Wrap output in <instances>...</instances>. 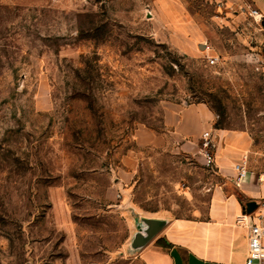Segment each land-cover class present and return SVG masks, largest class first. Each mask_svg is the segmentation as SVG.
Here are the masks:
<instances>
[{
    "label": "rangeland",
    "instance_id": "rangeland-1",
    "mask_svg": "<svg viewBox=\"0 0 264 264\" xmlns=\"http://www.w3.org/2000/svg\"><path fill=\"white\" fill-rule=\"evenodd\" d=\"M251 9L0 0V264H140L126 253L136 217L201 216L217 183L202 143L144 145L171 105L205 104L264 160V20Z\"/></svg>",
    "mask_w": 264,
    "mask_h": 264
},
{
    "label": "crops",
    "instance_id": "crops-1",
    "mask_svg": "<svg viewBox=\"0 0 264 264\" xmlns=\"http://www.w3.org/2000/svg\"><path fill=\"white\" fill-rule=\"evenodd\" d=\"M264 16V0H253ZM213 113L203 103L171 105L163 115V136L144 132V145L156 146L165 139L179 151H194L208 135L212 144L217 183L209 190L208 204L201 216L168 220L150 244L134 254L140 264H245L248 226L255 222L264 184V160L251 152L247 133L213 127ZM246 160L247 174L237 180L233 166ZM116 183L120 197L133 176L128 166ZM155 218V217H154ZM157 218V217H156ZM163 219V218H162ZM158 241V243H156Z\"/></svg>",
    "mask_w": 264,
    "mask_h": 264
},
{
    "label": "built area",
    "instance_id": "built-area-1",
    "mask_svg": "<svg viewBox=\"0 0 264 264\" xmlns=\"http://www.w3.org/2000/svg\"><path fill=\"white\" fill-rule=\"evenodd\" d=\"M250 16L255 21L264 20V16L257 9L250 10ZM204 50L209 53V47L204 46ZM218 62V57L214 55L206 56V64L209 66L215 65ZM202 157L204 164L207 167L214 168V158L211 150L212 144L207 134L203 136L202 141ZM233 171L236 173L237 180L243 179L247 174L246 160L233 166ZM258 182L264 184V173L258 175ZM120 199V194H116ZM259 211L255 215V222L248 226L247 232V254L245 264H264V195L259 202Z\"/></svg>",
    "mask_w": 264,
    "mask_h": 264
},
{
    "label": "water",
    "instance_id": "water-1",
    "mask_svg": "<svg viewBox=\"0 0 264 264\" xmlns=\"http://www.w3.org/2000/svg\"><path fill=\"white\" fill-rule=\"evenodd\" d=\"M168 220L152 217H136L134 231L129 240L128 255H134L148 245L167 225Z\"/></svg>",
    "mask_w": 264,
    "mask_h": 264
},
{
    "label": "trees",
    "instance_id": "trees-1",
    "mask_svg": "<svg viewBox=\"0 0 264 264\" xmlns=\"http://www.w3.org/2000/svg\"><path fill=\"white\" fill-rule=\"evenodd\" d=\"M262 24H264V21H262ZM215 128H217V127H215ZM156 243H158V241Z\"/></svg>",
    "mask_w": 264,
    "mask_h": 264
}]
</instances>
